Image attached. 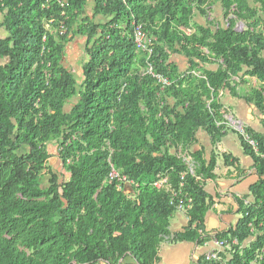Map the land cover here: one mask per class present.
<instances>
[{"label":"trees","instance_id":"16d2710c","mask_svg":"<svg viewBox=\"0 0 264 264\" xmlns=\"http://www.w3.org/2000/svg\"><path fill=\"white\" fill-rule=\"evenodd\" d=\"M62 1L0 0L8 35L0 39V264H156L166 238L204 245L203 181L216 159L192 154L191 174L177 151L189 149L197 131L214 143L226 133L222 89L264 112V88L243 92L232 80L245 70L264 84V0H253L259 8L248 0H91L89 16V0ZM216 2L224 27L192 24L195 12L207 17ZM136 25L151 38L148 62L170 82L164 89L141 75L147 55L133 44ZM76 39L86 54L80 84L62 64ZM172 55L187 59L185 73L169 63ZM211 61L219 64L214 72L205 69ZM236 134L259 180L249 205L237 200L236 227L216 239L247 244L231 264H250L257 254L264 264V159ZM243 134L264 155L263 138ZM53 143L62 181L47 166ZM111 167L133 183L130 196L108 178ZM159 176L169 191L153 187ZM179 199L191 200L190 221L172 235Z\"/></svg>","mask_w":264,"mask_h":264},{"label":"crops","instance_id":"0c3cea01","mask_svg":"<svg viewBox=\"0 0 264 264\" xmlns=\"http://www.w3.org/2000/svg\"><path fill=\"white\" fill-rule=\"evenodd\" d=\"M89 1L85 11L88 16L91 14L90 9L92 7L91 0ZM248 3L250 7L259 8V5L255 4L253 0H248ZM207 13V17H203L195 12L192 18V24L204 26L207 24V21H212L219 27L225 26L223 10L220 3L216 2L208 6ZM262 20L264 21V14L262 15ZM0 22H2L1 15ZM238 24L243 28L242 23ZM186 32L189 33V30H186ZM7 36L5 29L0 27V39H4ZM79 42L80 49L78 54L79 56H83L85 54V43L84 40H79ZM72 43L73 41L65 48L62 64L71 73L76 83L80 84L82 81L81 67L83 63H76L75 72L73 66H68L69 61L67 55ZM262 58L264 59V51ZM72 62H75V60ZM169 63L175 65L180 74L185 73L189 67L187 59L181 55L170 56ZM218 67L219 64L214 61L205 65V69L210 72L216 71ZM75 73H79L78 79H76ZM232 80L238 83L239 88L243 92L257 90L261 87L264 88V84L258 82L256 78L247 76L245 70L240 73L239 77H233ZM218 102L222 107L224 120L227 123L226 133L220 141L214 143L208 134L197 131L193 145L189 149H179L177 151V154L184 162L186 161V166H189L188 169L190 168L193 173L194 158L192 154H198L206 162L209 161L211 156H214L216 159L214 171L207 180L203 181V189L208 195L210 202V209L205 215L204 228L213 236L226 233L236 227L239 220L237 200L244 199L251 201V198L248 197V190L259 180L253 167L252 158L242 150L239 137L236 134L239 132H237L236 128L242 129V131L249 130L264 140V112L257 109L253 104L232 96L228 89H222L218 92ZM68 104L70 103L66 105ZM72 106L73 104L70 105V108ZM229 122L235 123V126L228 125L230 124ZM242 136L244 139L246 138L245 135ZM171 153L175 152L172 151ZM224 156L230 157L229 165L225 161ZM57 160L60 163L59 159ZM133 186V183L129 181V183L125 182L123 185H120L119 189L126 196H130L133 193ZM187 225L184 215L174 212L170 219L168 230L172 235L179 234ZM212 250V245L208 243L201 245L192 242H163L158 249V262L156 264H200L201 259L205 258Z\"/></svg>","mask_w":264,"mask_h":264},{"label":"built area","instance_id":"2783aa9c","mask_svg":"<svg viewBox=\"0 0 264 264\" xmlns=\"http://www.w3.org/2000/svg\"><path fill=\"white\" fill-rule=\"evenodd\" d=\"M57 1L61 6L63 5L62 0H57ZM240 28H241V25H238L237 29H240ZM132 36H133V44H134L137 52H141L142 54L147 55L146 65H145V68L142 69L141 75L152 77L157 82V84L160 85L161 89H164V88L170 86V82L168 81V79L161 76V75L154 73L152 65L148 62V60L152 54V47H151L152 42H151V38L143 31L142 26H140V25L134 26ZM204 53L208 54V51H204ZM229 123L230 124H228V125L235 126V123H233V122H229ZM226 124L227 123L225 122V125ZM236 130H237V132H239V134L244 135L242 129L236 128ZM245 141L249 144V146L252 148V150L254 151V153L256 155H258L259 157H262L264 159V155H261L258 151V144L256 142L248 139L247 137L245 138ZM185 165H187V164L185 163ZM189 172L191 174L193 173L190 170V168H189ZM108 178L110 180L117 181L120 185H123L125 182L129 183V181L125 177L120 176L116 171L113 170L112 167H111V170L108 174ZM153 187H155L158 190L169 191V184H168L167 177L159 176L158 180L153 184ZM251 201H252V199H251ZM251 201L245 200L244 205H249V203ZM191 204H192V202L190 199H183V200L179 199L177 204L174 203L175 212L183 214L185 219H186L187 224L190 221L189 216H188V212L191 209ZM193 228H195V225L193 226ZM198 234L200 235V237L205 238L206 243L212 245V247H213L212 252L209 253L208 255H206V257H205L206 260H215V261H218L220 264H231L234 255L241 252L242 250H244V246L247 245V244L246 245H240L235 240H233V241H231L229 239L228 240H217L216 235L215 236L210 235L208 230H206L205 228L203 230H198ZM166 240L168 241L170 239L166 238ZM261 259H262L261 254H257L255 256L254 260L252 262H250V264H260Z\"/></svg>","mask_w":264,"mask_h":264},{"label":"rangeland","instance_id":"374dc122","mask_svg":"<svg viewBox=\"0 0 264 264\" xmlns=\"http://www.w3.org/2000/svg\"><path fill=\"white\" fill-rule=\"evenodd\" d=\"M241 28H242V26H241ZM71 45L72 46L70 47V49L68 51V55H67V58H68V61H69V65L68 66H73L74 67V72H75L76 66H77L76 63H80V62L83 63L84 58H85V54H83V56H79V54H78L79 53V49H80V47H79V45H80L79 40H77L75 42L73 41V43ZM71 58H72V61L75 60V62H72L71 61ZM75 75L77 77L76 79H78L79 73H75ZM76 102H77V98H75L72 102H70V104L66 105L64 110L66 112H68L70 110V105L75 104ZM25 151L26 150H21V154H23ZM57 152H58V146H57L56 143H53L52 145H49L48 146V153H49V156L50 157H49L47 166L49 168V172H52L54 175H57L60 178V181H62V180H65V178H67V174L64 172V170L61 167L60 163H58V160H57L58 159ZM49 172H45L44 175L41 178L40 183H41V186L42 187H45L46 184H47V182H48V179H49L48 173ZM61 177H63V178H61ZM125 261L126 262H130L129 259H127Z\"/></svg>","mask_w":264,"mask_h":264}]
</instances>
